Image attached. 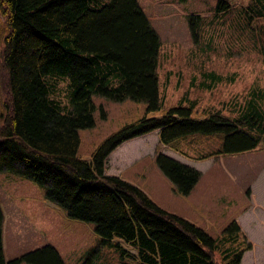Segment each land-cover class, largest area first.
<instances>
[{"label": "trees", "instance_id": "1", "mask_svg": "<svg viewBox=\"0 0 264 264\" xmlns=\"http://www.w3.org/2000/svg\"><path fill=\"white\" fill-rule=\"evenodd\" d=\"M232 2L217 0L210 19L189 15L194 42L217 23L230 25L264 57V0ZM0 10L7 28L0 31V172L36 181L69 217L93 222L99 244L116 253L118 264H239L251 244L235 220L213 236L135 183L106 173L105 161L119 143L153 129L175 150L177 139L194 132L221 136L219 148L196 159L264 146V90L251 89L234 115L215 110L194 117L187 105L163 108L159 38L137 0H0ZM93 93L143 100L146 111L161 113L124 123L83 158L78 130L94 125ZM155 160L178 193L187 194L199 178L198 169L165 153ZM2 224L0 205V264H65L51 244L5 260Z\"/></svg>", "mask_w": 264, "mask_h": 264}, {"label": "rangeland", "instance_id": "2", "mask_svg": "<svg viewBox=\"0 0 264 264\" xmlns=\"http://www.w3.org/2000/svg\"><path fill=\"white\" fill-rule=\"evenodd\" d=\"M137 2L159 38L155 70L163 108L187 105L192 108L194 117H205L215 110L234 115L244 104L251 89L264 90L263 55L255 49V44L241 37L230 25L222 28L217 23L210 28L211 34L194 42L188 27L189 15L200 14L210 19L217 0ZM239 2L244 0H233L232 3ZM5 22L0 10L1 32L7 31ZM2 43L0 38V54ZM209 71L214 72L215 77L205 74ZM57 97L63 103L67 102L68 95L63 92H59ZM91 98L95 106L94 125L78 130L80 142L77 155L83 158L89 157L104 138L124 123L144 113H161L160 109L146 111V102L143 100L125 98L117 101L97 93H93ZM176 141L179 150L163 146L155 130L123 141L108 156L106 171L119 173L139 187H146L160 206L203 226L211 235L216 236V224L212 222L215 218L229 222L234 219L230 217L234 212H241V208L236 209L235 203V211L229 214L226 210L227 202L221 199L220 194L233 190L236 197L243 187L247 188L249 180H252L259 169V163L264 159V147L257 146L259 151L221 153L196 160L194 155L219 148L222 144L221 136L194 132ZM160 150L169 151L183 161H192L202 172L187 194L178 193L170 181H165L168 179L161 173L155 160L156 152ZM0 205L3 212L5 260L51 244L65 264H81L90 257L93 258L92 264H118L116 253L99 244V237L94 232L95 224L69 217L64 209L47 200L44 186L36 181L14 172L1 171ZM218 212H224L223 216L218 215ZM203 215L212 220L213 226L207 225L210 231L201 221ZM219 222L222 226L218 230L221 231L228 222ZM18 264L30 263L21 261Z\"/></svg>", "mask_w": 264, "mask_h": 264}, {"label": "crops", "instance_id": "3", "mask_svg": "<svg viewBox=\"0 0 264 264\" xmlns=\"http://www.w3.org/2000/svg\"><path fill=\"white\" fill-rule=\"evenodd\" d=\"M119 146L120 144L117 147H115V149H117ZM115 149H113L108 154V156L112 155ZM259 150L260 149L256 148V150L254 151H259ZM165 152L175 157L173 154L169 153V151H165ZM133 154L134 153H130V155ZM130 155L128 156L130 157ZM114 156H118V155H114ZM175 158L179 159L178 157ZM179 160L196 167V165L192 164L193 163L192 161L188 162V161H183L181 159ZM106 163H107V159L105 162V171H106ZM259 164H260L259 169L256 170L254 176L252 177V180L251 181L249 180L248 182L249 185L247 184V188L243 189L244 188L243 187L240 190V193L236 194V197L233 190H227L224 194L223 193L220 194L221 199L223 198L225 200V203L227 202L226 210L229 211V214H232L235 211V207H234L235 203L237 210L241 208L240 210L241 212H239L238 214L234 212L230 216L235 219L241 231L245 235L247 241L250 242L251 244V247L243 253L240 264H264V159ZM106 173L119 175V173L110 172V170L106 171ZM141 188L144 189L152 199L154 198L152 195L153 193H151L146 187L145 188L147 190L143 187ZM230 193H233L234 195ZM155 202L159 204L158 201L155 200ZM224 212L223 213L218 212V215L223 216ZM214 220L215 221H212L211 219H208V217L204 215L201 218V221L205 226H207L208 224H211L213 226V223H211V221L214 222L216 224L215 228H217L216 232L218 235L220 233L218 228L220 229L222 226L220 225L219 221H223L225 223H227L228 221L219 218H215ZM207 228L209 229L208 226Z\"/></svg>", "mask_w": 264, "mask_h": 264}]
</instances>
